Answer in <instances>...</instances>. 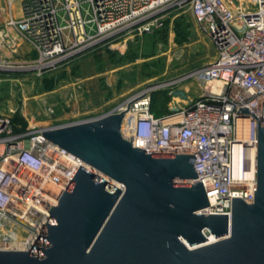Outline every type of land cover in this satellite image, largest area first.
Here are the masks:
<instances>
[{"label": "built area", "instance_id": "built-area-1", "mask_svg": "<svg viewBox=\"0 0 264 264\" xmlns=\"http://www.w3.org/2000/svg\"><path fill=\"white\" fill-rule=\"evenodd\" d=\"M180 10L191 13L217 55L131 96L116 109L125 114L121 134L145 152L194 153L198 179L175 181L203 183L210 206L201 213L229 215L230 230L233 199L253 204L257 190L259 121L251 113L264 126V0H0V67L10 64L1 51L17 54L23 41L36 54L29 69L56 70L106 43L151 32ZM188 82L198 83L201 96L180 90ZM162 90L187 105L157 116ZM40 130L15 134L0 116V252H30L79 169H90Z\"/></svg>", "mask_w": 264, "mask_h": 264}, {"label": "water", "instance_id": "water-1", "mask_svg": "<svg viewBox=\"0 0 264 264\" xmlns=\"http://www.w3.org/2000/svg\"><path fill=\"white\" fill-rule=\"evenodd\" d=\"M251 114L257 190L253 204L233 199L230 230L229 215L201 213L203 183L175 181L198 179L194 153L137 149L122 137L124 112L41 128L91 170L79 169L32 250L0 252V264H264V126Z\"/></svg>", "mask_w": 264, "mask_h": 264}, {"label": "rangeland", "instance_id": "rangeland-1", "mask_svg": "<svg viewBox=\"0 0 264 264\" xmlns=\"http://www.w3.org/2000/svg\"><path fill=\"white\" fill-rule=\"evenodd\" d=\"M18 44L17 54L1 51L10 64L0 67V116L15 134L105 116L144 86L177 78L217 55L188 10L169 13L162 26L126 43H106L41 74L25 65L36 59L32 48ZM188 83L180 90L186 92ZM155 99L157 116L169 114L172 105H187L183 99L172 103L168 90Z\"/></svg>", "mask_w": 264, "mask_h": 264}, {"label": "bare ground", "instance_id": "bare-ground-1", "mask_svg": "<svg viewBox=\"0 0 264 264\" xmlns=\"http://www.w3.org/2000/svg\"><path fill=\"white\" fill-rule=\"evenodd\" d=\"M26 47V46H25ZM25 49V48H24ZM21 52V51H20ZM21 63V62H20ZM190 88V89H189ZM199 85L197 82H190L187 84V88H186V92L188 95H200V93L202 92L201 88L199 89ZM201 90V91H200ZM193 92V93H192ZM174 100L176 102H179L181 100V98H179L178 96H174L173 97ZM210 239L215 242L216 241V238L214 236H210Z\"/></svg>", "mask_w": 264, "mask_h": 264}, {"label": "crops", "instance_id": "crops-1", "mask_svg": "<svg viewBox=\"0 0 264 264\" xmlns=\"http://www.w3.org/2000/svg\"><path fill=\"white\" fill-rule=\"evenodd\" d=\"M4 21V19H2V22ZM187 88V87H186ZM190 89V88H189ZM193 93V92H192ZM192 98H198L196 97L197 95H190Z\"/></svg>", "mask_w": 264, "mask_h": 264}, {"label": "trees", "instance_id": "trees-1", "mask_svg": "<svg viewBox=\"0 0 264 264\" xmlns=\"http://www.w3.org/2000/svg\"><path fill=\"white\" fill-rule=\"evenodd\" d=\"M155 103H156V99L154 100V103H153V111H154ZM154 112H155V111H154ZM155 113H156V112H155Z\"/></svg>", "mask_w": 264, "mask_h": 264}]
</instances>
